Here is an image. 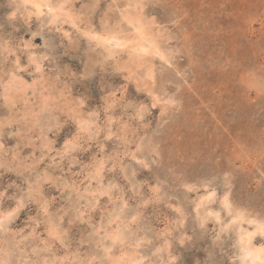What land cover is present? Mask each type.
Returning <instances> with one entry per match:
<instances>
[{
	"label": "rangeland",
	"instance_id": "obj_1",
	"mask_svg": "<svg viewBox=\"0 0 264 264\" xmlns=\"http://www.w3.org/2000/svg\"><path fill=\"white\" fill-rule=\"evenodd\" d=\"M23 2L0 0V264H244L239 226L264 223V0ZM131 18L160 54L132 47Z\"/></svg>",
	"mask_w": 264,
	"mask_h": 264
},
{
	"label": "snow or ice",
	"instance_id": "obj_2",
	"mask_svg": "<svg viewBox=\"0 0 264 264\" xmlns=\"http://www.w3.org/2000/svg\"><path fill=\"white\" fill-rule=\"evenodd\" d=\"M24 4L26 6H30L31 8L35 9L36 10L35 14L40 15V16L44 15V9L45 8L47 9L48 13L53 15V16H55L56 11L64 8V5L61 4L59 6V9H57L53 5H51L50 3L45 2V0H24ZM53 22H55V20H53ZM93 39L97 40L98 42L103 41L106 43H112L111 40L104 41V38L101 36H94ZM117 46H119V44ZM140 51L145 53V54L147 53V49H140ZM36 70L40 71L39 65H37ZM138 162L143 163V161H138ZM144 166L146 167L147 165H144ZM101 167H102V165H101ZM189 190L191 191V188H189ZM155 191H158V189ZM215 195H216L215 192L208 193L204 197V200L201 201V204L199 206H203L205 201H211L215 197ZM222 203H223V207L225 209L229 210V215H232V205H231L227 195L224 196ZM18 208H19V206H18ZM18 208H17V210H18ZM44 210H45V212H47L46 205L44 207ZM177 211H180V210L177 209ZM12 215H14V213H9L8 216L4 217L3 219H0V228L3 227L4 222L7 219H10ZM208 215L209 216L215 215L216 219L219 220V213L213 214V213L209 212ZM236 215H237V219H240L243 217L242 212L237 213ZM237 219H233L231 221V224L237 223ZM251 222L255 223V221H251ZM229 227H231V225H229ZM258 230L260 231L261 234H264V223H261L258 226ZM252 235H254V233H249L247 236L241 235L239 237L238 244L241 246V249L244 253L242 259L245 261V264H247L248 261H251L252 264H264V246H261L258 249H253L252 247H250Z\"/></svg>",
	"mask_w": 264,
	"mask_h": 264
},
{
	"label": "bare ground",
	"instance_id": "obj_3",
	"mask_svg": "<svg viewBox=\"0 0 264 264\" xmlns=\"http://www.w3.org/2000/svg\"><path fill=\"white\" fill-rule=\"evenodd\" d=\"M24 1V0H23ZM45 2H46V0H45ZM24 3V2H23ZM53 16V15H52ZM55 18H57V16H55ZM128 21H129V23L132 25V27H133V29H134V42L135 43H133L132 42V47L133 48H136V49H138V51L140 52V53H143V52H141L140 51V49H147V53L146 54H149L150 52L151 53H154V54H160V50L155 46V44H154V42L149 38V35H148V31H147V29H145L143 26H142V23H141V21H136V19H134V18H131V19H128ZM93 36V35H92ZM93 38V37H92ZM107 40H111L112 41V43H114L116 46L119 44V46H122L123 44H125V41H121V40H119V39H117V38H114V37H108V38H104V41H107ZM132 39H130L129 41H131ZM97 41V40H96ZM112 43H106V42H103V41H101V42H98L97 41V44L98 45H101L102 47H106V45L108 46H110ZM127 45V44H126ZM126 45H124V46H126ZM128 46V45H127ZM107 48V47H106ZM109 48H112V47H109ZM143 54H145V53H143ZM161 54H162V52H161ZM227 195V194H226ZM204 200V199H203ZM202 200V201H203ZM200 204H201V202H200ZM205 204H207V201H205L204 202V205ZM210 205V204H209ZM199 206V205H198ZM229 211V210H228ZM209 212H211V213H213V214H215L213 211H209ZM208 212V213H209ZM208 213H207V217H214V218H216L215 217V215H212V216H209L208 215ZM236 216V215H235ZM235 218V217H234ZM243 218V217H242ZM236 219H237V217H236ZM238 221H241L242 219L240 218V219H237ZM243 221V220H242ZM241 221V222H242ZM252 221V220H251ZM251 221H248V223L247 224H249L250 226H252L253 228H254V230L253 231H248V230H246V231H244L243 230V228L242 227H240L239 226V230H240V232L238 233L239 234V237L241 236V235H245V236H247L249 233H254V235H252L251 236V245H250V247H252L253 249H258V248H260V247H257V246H254V244H253V239L255 238V237H257V236H262V237H264V234H261L260 233V231L258 230V226L261 224V223H263V222H259V221H255V223H252ZM242 230V231H241ZM243 255H244V253H243V251H242V249H241V256L243 257ZM244 261V260H243ZM245 262V261H244ZM133 263V262H132ZM245 264V263H244ZM247 264H252V262L251 261H248L247 262Z\"/></svg>",
	"mask_w": 264,
	"mask_h": 264
}]
</instances>
